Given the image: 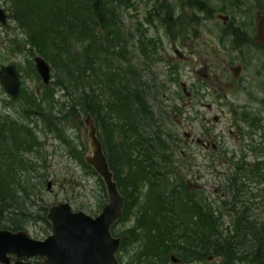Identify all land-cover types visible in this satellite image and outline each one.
Returning <instances> with one entry per match:
<instances>
[{
    "label": "rangeland",
    "instance_id": "374dc122",
    "mask_svg": "<svg viewBox=\"0 0 264 264\" xmlns=\"http://www.w3.org/2000/svg\"><path fill=\"white\" fill-rule=\"evenodd\" d=\"M239 3V6H224L212 0L209 8L202 0H136L128 7L112 4L119 16L118 26L124 33L120 43V47L125 49L122 56L120 52L116 55L111 50L105 53L96 50L100 45L98 39L110 31L101 26L95 29L96 42L91 41L92 36L84 42L73 35L66 38L69 51L81 54L83 58L86 48H91L89 58L95 65L86 75L94 72L98 81L102 80V75L116 73L115 69L120 68L125 72L132 65L143 73L142 80L146 84L151 85L150 79L154 77L158 86H164L159 88L158 96L154 92L148 95L154 122L144 131L148 135H171L164 137L162 134L161 137L169 146L167 154L170 158L162 163L158 184H163V192L165 183L178 187L177 194L164 192V197L170 195L172 201L178 202L184 196V200L192 201L193 196L203 200L213 210L214 217H219L220 223H216L215 228L223 235L227 230L234 231L235 226L234 214L228 212L229 206L225 204L231 200L225 187L229 185L236 165L243 157L248 166H255V160H259L263 163L264 172V0H241ZM258 4L261 11L257 9ZM0 7L7 14L6 26L0 24V67L13 65L20 74L16 99H11L0 86V125L4 123V137L7 135L9 139L11 133L7 126L11 124L10 119L15 124L14 119H17L24 129L31 131V148L26 147L30 150L22 152L24 172L31 175V183L44 179L42 187L38 185L30 199L24 202L25 211L18 221L23 223L21 230L26 231L30 238L44 240L51 234V227L44 219L43 206L48 210L56 203H68L74 212L81 211L94 218L107 204V196L101 179L83 161L88 149L86 129L82 123L85 114L72 110L71 83L60 66V63L69 62L65 56L53 61L39 52L40 48L31 40V32L23 23L13 0H0ZM167 7L174 11L173 23L169 27L159 26L156 30L148 29L146 25L142 27L148 29L147 35L160 40L155 60L149 63L136 50L140 40L138 22L154 9L152 15L156 19ZM62 28L70 32L69 28ZM36 29L40 30V27ZM224 31L227 32L222 34ZM236 31L240 33L239 38L229 36ZM50 44L53 43L47 42ZM37 56L50 66L48 86H44L37 75L34 65ZM122 57L130 61L129 65ZM109 65L112 67L107 72ZM238 66L241 69L235 77L233 70ZM182 84L186 85L190 99L183 94ZM100 93L104 99L110 98L102 88ZM104 112L101 111V122L99 118L94 119L104 153L115 167L116 175V169L119 172L129 168L128 163L127 167L124 165L122 157L126 150L122 147L128 140H124L121 131L125 121L117 117L111 120ZM243 114L248 115V120L242 118ZM122 115H125L124 111ZM255 118L259 122L252 126L251 121ZM108 123H114L113 132L111 128L104 127ZM206 132L218 147L213 160L209 158L211 148L205 152L193 141ZM131 136L129 133L126 137ZM120 162L121 167L118 165ZM129 163L132 176L120 171L117 177L125 206L121 218L112 228L113 236L121 239L116 259L118 264H147L145 255L148 252L155 254L156 242H161L162 226L161 223H152L151 216L144 215L150 214L158 204L161 188L140 180L135 176L139 168L137 162L131 160ZM32 164L36 167L34 171ZM166 170L171 171L167 177L164 176ZM24 182L28 189V179L24 178ZM47 182H51L49 190ZM242 182L245 189L237 205L253 204L250 212L259 220L264 219V184L248 176L243 177ZM183 185L188 186V195L182 193ZM188 229L192 230L190 224H184L180 233L174 235L175 246L183 243V232ZM166 238L171 240L169 236ZM252 243L253 238L247 241L246 249L238 253L247 251ZM209 257L211 254L200 260V264H220V257L214 256L211 261Z\"/></svg>",
    "mask_w": 264,
    "mask_h": 264
},
{
    "label": "trees",
    "instance_id": "16d2710c",
    "mask_svg": "<svg viewBox=\"0 0 264 264\" xmlns=\"http://www.w3.org/2000/svg\"><path fill=\"white\" fill-rule=\"evenodd\" d=\"M18 8L19 15L23 19V23L31 32V40L38 46L39 52L47 59H62L66 57L68 64L60 63L63 75L67 74L68 81L71 83V97H72V110L77 109L79 112L85 114L89 112L94 118L102 116L101 111L105 110L104 114L113 120L117 117L125 121V125L121 127L124 134V140L128 139L127 144L122 148L126 149L123 154V163L127 167L126 171L121 169L127 176H132L130 161L137 162L138 171L135 176L140 180L153 184L159 189L158 204L150 214H145L144 217L151 216L152 223H194L191 224V235L196 234L199 240V256L201 260L207 255L218 256L221 258L220 264H237L245 262L247 264H264V219L259 220L250 211L253 204H240L239 196L245 189V184L242 182L243 177L248 176L256 180L259 184H264L263 163L255 160V166H248L246 160L241 158V161L236 165L234 173L231 175L229 185L225 187L227 196L231 197L228 205L229 213L234 214L235 223L234 231L227 230L223 235L217 232L215 225L220 223L214 217V212L203 200H197L193 196L192 201L180 197L178 202L172 201L170 195L177 194L178 187H171L169 183L164 184V192L171 193L167 198L163 192V184H158V177L161 176L159 170L162 168V163L168 161L170 156L167 154L169 146L162 140V136H171L169 133H162L156 135H148L145 133V128L154 122V114L148 105L149 93H155L158 96L159 88H164L163 85L158 86L156 78L152 77V81L148 85L142 80L143 73L135 70L133 66L127 67L125 72L120 69H115L116 73L102 75L101 81H98L97 75L94 72L88 73L92 70L95 62L89 58L90 47L86 48L85 58L70 52L68 48V35L77 37L80 41L84 42L91 37L92 42H96L95 29L101 26L108 31L104 38H99V46L96 50H102L104 53L112 51V54L122 56L125 54V49L120 47L123 42L122 36L124 33L118 26L119 16L115 14V7L135 3L136 0H13ZM212 0H202L205 5L210 4ZM241 0H217V2L228 4L229 6H239ZM259 1V0H258ZM162 5L164 2L161 1ZM191 3V1L189 2ZM209 8V5H208ZM253 7L250 5V10ZM257 9L261 11L258 4ZM202 10V9H201ZM150 10L145 14L144 20L138 22V32L140 40L137 41L136 50L138 55L145 61L151 63L155 60L157 45L160 43L158 38L147 35L148 29L156 30L159 26H170L173 23L174 11L167 7L166 11L153 18ZM159 20V22H156ZM55 23L57 29H55ZM147 26L143 29L142 27ZM36 27H40L36 29ZM69 28L68 30L64 29ZM227 30V29H226ZM63 31V32H62ZM227 31L222 32V34ZM71 33V35L69 34ZM78 35V36H76ZM235 39L240 37V33L236 31L231 35ZM53 39V40H52ZM227 38H223L225 40ZM47 42L53 43L47 45ZM55 43H58L56 46ZM234 43L232 42V45ZM67 47V48H66ZM46 48V50H44ZM54 48V49H52ZM48 50V52H46ZM122 52V55H121ZM122 59L128 63L125 57ZM82 60H84L82 62ZM129 65V64H128ZM112 65H109L107 72ZM133 70V71H132ZM160 84V83H159ZM89 85V90H87ZM183 94L187 99H190V93L186 89V85L182 84ZM86 88V89H85ZM100 88L105 90L110 98L104 99L100 93ZM186 89L184 91L183 89ZM124 111L125 115H122ZM242 118L248 120V115L243 114ZM259 119L255 118L251 121V125L255 126ZM50 124V123H49ZM147 124V125H146ZM105 128H111L114 131L115 125L104 124ZM15 128H20L24 136L22 141L19 142L17 148L15 145H9L5 140L0 139V228L10 231H18L23 229V223L19 222L20 216L25 211L23 207L24 202L28 201L33 192L36 191L37 186L44 184V179H38V182L31 183L32 177L26 174L24 168L25 159L22 158V152L29 151L31 148V131L23 128L22 125H15ZM132 136L127 138L128 134ZM128 147V149H127ZM20 148V149H19ZM19 150V151H18ZM258 152L259 149H254ZM133 153V155H132ZM108 160V159H107ZM109 163V161H108ZM120 167L122 163L118 164ZM117 165V166H118ZM110 170L113 172L114 180L117 182V177L120 171L113 168L112 163H109ZM252 167V168H249ZM32 171L36 167L32 164ZM31 172V170H30ZM171 171H164V176L167 177ZM116 176V177H115ZM234 176V177H233ZM24 178L28 179L29 188H25ZM40 180V181H39ZM132 180L133 177H132ZM139 180V181H140ZM30 181V182H29ZM152 181V182H151ZM137 186V185H136ZM182 193L188 195L189 188L187 185L181 186ZM120 191V189H119ZM121 193V191H120ZM153 195V193L151 192ZM124 197V195L121 193ZM125 200V197H124ZM224 205V203H223ZM125 206V201H124ZM225 206V205H224ZM124 210V208H123ZM43 215H46L47 209L42 208ZM147 215V216H146ZM39 218V216H38ZM45 219V216H44ZM151 223V222H149ZM200 223V224H197ZM48 224V223H47ZM184 225V224H183ZM193 225L197 227L193 228ZM163 227H160V229ZM146 229V228H145ZM186 229V228H185ZM187 235V232H183ZM188 236V235H187ZM250 236V237H248ZM171 238V237H170ZM250 238V239H249ZM253 238V243L245 252L238 253L239 250L246 249L247 241ZM190 241V242H189ZM252 242V241H251ZM187 243L193 244V239H188ZM159 244L156 242L155 251L161 253ZM147 255V254H146ZM145 255V257H146ZM146 260V259H145ZM147 261V260H146ZM31 264H41L36 259Z\"/></svg>",
    "mask_w": 264,
    "mask_h": 264
},
{
    "label": "water",
    "instance_id": "95a60500",
    "mask_svg": "<svg viewBox=\"0 0 264 264\" xmlns=\"http://www.w3.org/2000/svg\"><path fill=\"white\" fill-rule=\"evenodd\" d=\"M0 23L6 24V13L1 7ZM34 65L43 85H49L48 63L37 56ZM240 69L238 66L233 70L235 77ZM0 85L13 99L18 96L20 74L13 65L0 68ZM82 123L88 148L83 160L101 179L107 204L94 218L81 211L74 212L68 203L52 205L46 214L51 234L44 240L32 239L24 230L0 228V264H29L34 258L41 264H118L115 255L120 239L112 235L111 228L121 218L125 200L110 170L94 118L87 113Z\"/></svg>",
    "mask_w": 264,
    "mask_h": 264
},
{
    "label": "flooded vegetation",
    "instance_id": "af4514ba",
    "mask_svg": "<svg viewBox=\"0 0 264 264\" xmlns=\"http://www.w3.org/2000/svg\"><path fill=\"white\" fill-rule=\"evenodd\" d=\"M4 12L6 13V11H4ZM6 19H7V14H6ZM6 24H7V20H6ZM6 24L3 26H6ZM6 66H9V65H6ZM16 71H17V69H16ZM16 98H14V99H16ZM11 99H13V98L11 97ZM20 115L22 116V113H20ZM10 120H11V124H9V126H7V127L10 128L9 131L11 133V138L9 139L7 135L4 137L5 127L3 126L4 123L1 121L2 125H0V139L4 138L3 140H5L7 143H12V145H15V147L17 148V145L19 144V142L22 141L24 133L20 128H15V125H17V127H19V125H21L17 119H14V121L17 124H15L12 121V119H10ZM187 137H189V135H187ZM193 141L197 146H199L200 148H203L205 150V152H208V149L211 148V156L209 158L211 160L214 159V154L217 152L218 147L211 141V137L208 134V132H206L205 134H202V135H198V137H195ZM48 183H50V188H51V182H47V184H46V187L49 190L50 188H48ZM215 193H217V191H215ZM45 221L48 223V221L46 220V215H45ZM183 224H190L191 225L194 223H161V226L163 227L160 229V233H161L160 234V240H161V242L159 244V250H161V253H158L156 251H155V254L148 252L146 255L147 264H200L201 259L199 256V242H198L199 240L197 239L198 237L196 234L191 235V231L188 229L185 231L188 233L187 234L188 236L187 235L183 236V238H184L183 243L181 242V244L179 246L174 245V243H175L173 240L174 235L177 232L180 233V229L184 228ZM194 227H196V226L193 225V228ZM196 229H197V227H196ZM167 236L171 237V240H168L166 238ZM188 239H190V240L193 239V244L187 243ZM164 242H166L167 245L166 244L164 245ZM183 244L185 245L184 248H183ZM213 258H214V256H211L208 258V260L211 261V260H213ZM32 260H35V258ZM32 260H29L28 263L30 264V262Z\"/></svg>",
    "mask_w": 264,
    "mask_h": 264
}]
</instances>
